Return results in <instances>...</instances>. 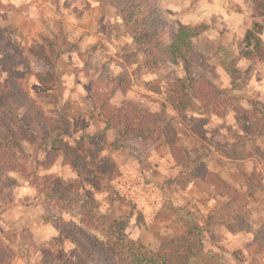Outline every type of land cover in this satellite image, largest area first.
Listing matches in <instances>:
<instances>
[{
  "label": "rangeland",
  "instance_id": "obj_1",
  "mask_svg": "<svg viewBox=\"0 0 264 264\" xmlns=\"http://www.w3.org/2000/svg\"><path fill=\"white\" fill-rule=\"evenodd\" d=\"M50 1L56 6L43 8L37 22L27 20L26 0L16 7L5 4L7 9L0 11L19 16L16 17L18 25L24 22L20 24L22 35L29 38L30 46L18 47L24 51L32 70L28 83L30 96L45 116L57 122L56 132L69 130L70 135H63L60 140L89 170L96 168L104 157L112 158L119 168L120 176L111 185V191L95 196L101 213L121 221L130 240L141 241L149 249L157 250L163 237L182 231L184 219L180 212L183 211L195 223L204 226L207 251L229 264H264V248L252 234L231 228L232 219L225 200L214 198L196 178L198 161L203 165L200 167L217 173L243 192L247 196L246 216L255 229L263 226L264 218L256 209L259 206L264 209V200L259 197L264 180V137L250 138L249 123L239 117L235 107H230L226 115L219 118L196 105L182 117L171 110L164 112L165 121L178 130L181 145L191 153V163L185 169L174 167L163 142H116L112 131L104 134L103 119L89 103V76L123 82L126 93L118 92L114 104L125 100L159 113L167 87L186 76V66L180 61L155 71L146 68L143 53L138 46L129 43L135 42L133 35L109 7L100 3L92 7L87 0ZM152 1L170 24L172 36L179 25L207 28L193 39L194 50L200 56L192 61L196 73L210 79L245 109L251 110L254 101L264 106V61L239 58L245 48V34L255 22L263 26L264 42V21L253 18L252 0ZM93 13L112 20L97 31L100 37L84 47L81 42L89 29L76 33L68 24V15L80 19L84 14ZM115 16L117 21L113 20ZM0 29L6 31L12 42L8 30ZM61 35L67 37L72 49L62 53L52 66H47L42 60V47ZM223 62L233 70V75L223 67ZM27 69L25 65L11 67L0 54V85L14 71L26 72ZM39 75L56 83L47 89L37 82ZM6 107L12 122L16 126L21 124L20 116L26 111L24 103L8 102ZM236 135L244 140L236 141ZM21 137L25 154L16 151L12 159L13 164L22 169L10 175L16 181L15 186L0 194V238L15 251L13 264H87L81 249L68 239L58 222L61 218L81 217L80 204L70 208L62 199L63 192L80 193L81 199H85L84 187L89 190L91 187L77 178V171L65 151L49 152L50 141L47 145L38 141L32 144L27 141H32L30 134ZM241 154L246 155L245 159L238 157ZM37 170L41 178L45 177L42 181L36 179ZM24 229L33 233L36 248H28L22 241Z\"/></svg>",
  "mask_w": 264,
  "mask_h": 264
},
{
  "label": "trees",
  "instance_id": "obj_2",
  "mask_svg": "<svg viewBox=\"0 0 264 264\" xmlns=\"http://www.w3.org/2000/svg\"><path fill=\"white\" fill-rule=\"evenodd\" d=\"M102 6L115 10L127 31L133 35L138 50L144 55V65L150 70H158L166 64L177 65L183 62L186 76L169 84L161 112L152 113L125 100L119 105L113 103L118 92L126 93L123 82L91 80L89 103L98 111L103 119L104 134L112 131L116 142L130 140H149L154 143L163 142L168 148L174 167L185 169L191 163V153L181 145L178 130L165 121L164 112L171 110L177 117L184 116L196 105L201 106L209 114L222 118L230 107H235L240 118L249 123L250 138L256 140L264 137V106L254 101L251 110L237 105L234 98L227 95L210 79L194 71L193 59H198L193 47V39L201 36L206 27L203 25H179L172 36L171 26L162 16L158 5L152 0H95ZM7 6L0 1V10ZM253 18L264 21V0H252ZM263 26L259 22L247 30L244 38L245 48L239 58L251 62L264 61V42L261 38ZM72 46L66 36L54 37L42 47V60L47 66L64 52L71 51ZM0 54L11 67L28 66L26 72L14 71L0 85V194L15 186L16 181L10 177L22 168L13 164L12 157L16 151L25 154L23 141L26 133L32 136L34 144L40 142L47 145L49 152L65 151L67 157L77 171V178L87 183L91 189L84 187L85 199L80 193L70 195L63 192V201L70 208L80 204V218L60 219L59 227L68 235L69 240L78 245L87 264H229L222 257L205 249L203 234L204 226L195 223L189 214L180 212L184 219L181 232L163 237L157 250L149 249L141 241L130 240L121 221L102 214L100 202L96 194H103L113 188L111 186L120 176V170L110 157L102 158L96 168L89 170L79 158L70 153L71 149L60 140L63 135H70L69 130L56 132V121L45 116L37 106L29 92L28 83L32 77L27 56L24 51L12 43L5 30L0 29ZM223 67L234 74L233 70L223 62ZM37 80L47 89H51L56 80L42 75ZM23 102L26 111L21 114L17 126L10 118L6 105L9 102ZM19 125V126H18ZM236 141H243L241 135L235 136ZM107 141L106 137L103 140ZM245 159L246 155H238ZM198 165L196 178L213 194L223 198L230 212L231 228L252 234L255 241L264 248V225L255 229L246 212L247 196L237 187L223 180L217 173ZM203 166V165H202ZM39 169V168H38ZM19 173V172H18ZM35 172L37 180L42 181ZM81 181V182H82ZM61 182V181H60ZM80 182V183H81ZM261 182V180H260ZM62 183V182H61ZM63 186V184L61 185ZM68 190V188L66 189ZM75 191V189H73ZM113 193H115L113 191ZM21 239L28 248H36V241L30 229H24ZM15 251L0 238V264H13Z\"/></svg>",
  "mask_w": 264,
  "mask_h": 264
},
{
  "label": "crops",
  "instance_id": "obj_3",
  "mask_svg": "<svg viewBox=\"0 0 264 264\" xmlns=\"http://www.w3.org/2000/svg\"><path fill=\"white\" fill-rule=\"evenodd\" d=\"M0 1L3 4H6V5L11 4L12 6L16 7L17 3H21L22 0H0ZM87 1L90 3V5L92 4V7H94L93 5H97L99 3L95 0H87ZM26 2L29 8V10H27V15H28L27 20L30 21L31 19V21L33 22H37L38 19H40L42 15L41 10L43 8L48 10L47 6H50V5L52 7L56 6V3L50 0H26ZM16 17H19V16H15V14L11 12H3V11L1 12L0 11V28H6L8 30L11 36V40L15 45L19 46L20 48H28L30 46L29 42L27 41L29 38L27 37V39H25L23 37L22 35L23 28H21L23 26H20V24L24 22L18 25L17 24L18 18ZM110 20H112V18L97 16L96 13H93L91 15L84 14L83 17H81L80 19H74L71 15H68L67 21H68V24L71 25V27H74V29L76 30V33L78 32L84 33V31H86L85 28L89 29L88 34H85L84 39L81 42V45H84L85 47L88 42L92 43L91 41H93V39H97V37H100L97 31L100 30L102 25L108 24ZM113 20L117 21L118 17L115 16ZM24 35H27V34H24ZM129 43H131V45L135 47L137 46V44L133 40L129 41ZM89 45H92V44H89ZM85 49L86 48H83L82 50H85ZM262 185H263V188H262L263 191L261 193V196L259 197L264 200V180L262 181ZM260 202L261 200L259 201V205H260ZM256 211L257 213L260 214V216H263L264 218V209H262L259 206V208L256 209Z\"/></svg>",
  "mask_w": 264,
  "mask_h": 264
}]
</instances>
